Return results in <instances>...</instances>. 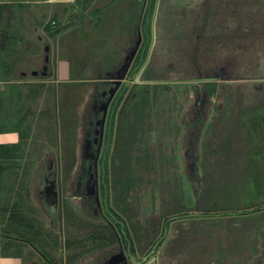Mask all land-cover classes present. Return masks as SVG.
Wrapping results in <instances>:
<instances>
[{
  "label": "rangeland",
  "instance_id": "obj_1",
  "mask_svg": "<svg viewBox=\"0 0 264 264\" xmlns=\"http://www.w3.org/2000/svg\"><path fill=\"white\" fill-rule=\"evenodd\" d=\"M167 1L176 3V9L181 6L184 8H190L191 6L203 8V11H199L201 14H198L200 23H203L204 17L210 15L209 25L204 27V31L199 29V35L196 40L190 36L189 40H183L180 45H173L174 50H172V53L176 51L179 54L177 59L168 51L170 48L165 44L166 40H163V38L159 39V41L157 40L156 47L151 51L148 58L146 76H150L152 80H159L160 78L154 77L163 76L156 72L152 73L153 69L172 67L173 71H168L166 74L168 77L182 76L185 69L192 71L188 73L187 77L186 75H183L182 78L167 77V80H165L168 85H186L189 88L188 93L168 95L170 102L183 104L180 110L182 120H178V123L182 124L179 138L180 140L183 138V144L185 145L183 150L186 153L190 147L189 143H191L190 140L193 134V128L190 126L189 121L198 116V112L194 109L197 93H193L191 88L194 85L197 87L204 85L199 80V78L204 76L217 75L224 78L214 81L215 91L208 94L206 98V118L201 122L194 142V155L198 158L197 172L189 175L184 173V157H178L175 162L173 161L174 164L168 166V158L163 146L161 147L163 151H158L156 157H152V153L148 154L151 156H149L150 158L147 157L148 155L146 157L141 156L140 165H137L134 160L136 156L131 157V162L132 160L134 161V165L131 164L132 167L138 169L135 172L130 171V174H134L136 183L133 186L131 183L129 188H127L128 184L124 183L127 174L123 173V166L116 169L118 175H122L119 186L120 188L122 187L124 194L129 193L128 197L135 211L136 219L138 218L141 222L144 221L150 225L153 223L157 225L158 218L156 215L160 214V206L163 205L164 188H162L161 183L163 171L170 172L171 169H177V172L181 173V186L185 197L184 203H187L189 205L187 207L190 208L194 205V197L197 194L200 197L201 193L202 199L208 194L209 198H204L207 203L208 199L209 201L216 200L215 198L220 196V187H226L227 184H230V186L233 184L232 187L237 192L238 184L240 183L239 172L246 165V162H249L250 155H252L254 149H259L260 157L264 156V148L257 145V140L256 142L255 140L249 141L250 137L241 120L244 113H248L264 104V3L255 12L253 10L248 12L243 18L245 20L242 23L243 28L241 30H239L240 28L236 29V31L232 30L237 23L236 19L234 21L236 15L233 17V21H229L230 17L229 20L227 17L228 21H226L222 10L212 15L206 8V0ZM157 3L158 0H155L150 26L154 21L153 12H155ZM160 3L162 4V1ZM119 4L117 0L114 5V15H112L119 29L116 27L113 31L106 29L105 33L108 31L107 36L102 40H84L80 46L79 53L77 51L78 47L75 45L74 56H72V59H75V61H72V66L75 68H72L68 77L66 76L67 72L61 74L55 72L54 75L47 74L44 77L39 75L37 79H31L30 77L21 79L17 73L16 77L11 81L18 86L17 88L21 93L17 94L18 98L14 96L15 94L11 95L14 102L11 105L6 104L3 111L5 117L2 119L10 130H13L11 123L17 120L20 121L16 126V132L21 148L15 152L17 156L13 160L14 166L7 169L0 177V206H5L6 209V206L11 208L12 204H15L21 208L22 213L35 218L38 225L43 229H47L49 226H55L57 230L60 228L58 220L56 221L55 218V199L50 198L48 203L44 200V165L52 161L53 167L57 169L52 182H55L57 188L61 187L62 198L69 200L70 195L67 193L69 191L67 189L71 188L72 182L77 181L80 169L79 128L82 122L84 102L90 101L89 95H91L92 88L99 80V76L103 75L106 69L112 68L122 45L129 44L132 41V29L137 27L135 23L134 25L131 24L132 17H135V20L139 17L132 3L129 8H125L126 10L119 8ZM160 8L162 12L164 7ZM174 16H179L178 10ZM124 18H127L128 21ZM141 18H143L142 14ZM120 22L121 24L119 25ZM174 22H176V19ZM11 24H15L14 15L10 16L8 20V28L11 27ZM140 26L141 23L138 24V27ZM159 26L161 25L159 24ZM58 27H56V30H59ZM199 27L202 26L199 24ZM228 28L231 29L228 30ZM176 29L177 26H175ZM51 30L52 26L48 23L44 24L35 33L32 30L26 31V33L32 39L33 50L37 51L40 60L45 54L43 48L45 49V45L50 44L51 50L49 53L53 59L45 63V65L55 69L58 64L56 58L63 56L62 52H65V48L62 46L61 39L57 44L58 46L54 45L55 43L49 35ZM230 31L239 33L231 41L228 39V43H224L223 39L217 42L209 39L214 35L219 36L221 34L223 36L224 32L227 34ZM37 35L41 37L40 41L36 40ZM229 42L231 43L230 46ZM164 47L167 50H163L162 48ZM28 48L31 49L30 47ZM27 49L25 48L24 50ZM54 52H57L56 56H54ZM78 55L79 61H77ZM168 60L174 61L170 63ZM193 73H198L199 78L186 79L190 76L192 77ZM137 74L134 76H137ZM166 76H164L165 79ZM174 79H182V83H172L178 82ZM169 101L166 106H163L161 110L162 116L157 125H165ZM141 103H143V99ZM9 112H11V116ZM56 124L59 127L58 130H56ZM172 129L174 133H178V126L175 122L172 124ZM156 132L157 140H161L158 126L156 127ZM156 132L155 130L153 131V136L156 135ZM262 135L264 136V125ZM161 136L167 140L164 133ZM208 137H212L215 140H206ZM243 137L246 139L245 141ZM229 139L232 142L231 148L226 150L228 151L226 158L221 157L224 145ZM45 151L49 153L48 158L45 157ZM177 160H179L181 166L178 165ZM206 172L205 176L208 174L209 177L211 176L209 189L204 188L207 183H204L206 180L202 179ZM144 176L147 177L146 180ZM223 178L226 180L225 182H223ZM54 192L55 190H53V194ZM71 193H73V197H78L83 191L74 185ZM47 196L52 197L51 192H48ZM149 200H156L155 205H157L155 206L156 209L153 210L154 219L151 222L148 220L150 219ZM8 213V211H4L5 218ZM199 213L205 214L203 217H208L206 215L209 213L212 214L211 217H217L215 214L220 213V211H202ZM185 218L179 224L176 230L177 233L173 230L165 244L157 249L154 254H149L147 259H156L155 264H259L264 260V238L257 235L259 241L255 242L252 239L250 242V238L254 235H251V233L245 235L242 224L235 223L233 219L231 222H234V225H239V231H237L236 227H232V229L228 227L223 220L208 219L192 222L190 220L186 221ZM155 225L154 229H156ZM1 226L2 224L0 223ZM150 231L154 232L153 230ZM24 251L28 252L26 249ZM32 258H36V256L32 254L28 260H24L21 257L17 258L16 264H28Z\"/></svg>",
  "mask_w": 264,
  "mask_h": 264
},
{
  "label": "flooded vegetation",
  "instance_id": "obj_2",
  "mask_svg": "<svg viewBox=\"0 0 264 264\" xmlns=\"http://www.w3.org/2000/svg\"><path fill=\"white\" fill-rule=\"evenodd\" d=\"M172 2L167 1L163 6L162 12L159 5H157L155 12H153L154 21L150 26L151 39L149 41L147 57L143 65L137 71L132 69L134 59L143 42L141 27H137L133 30L132 41L121 47L112 68L106 69L104 74L99 76V80L92 88L91 95H89L90 101L84 102L82 122L79 128L81 147L80 169L77 181L72 182L71 188L69 187L67 189L69 190L67 193L70 195L69 200L62 198L61 187L57 188L55 182H52L53 176H55V170L57 169L53 166L44 167V200L47 202L46 196L48 193L46 188H49V192L52 195L53 190H55V218L56 221L58 220L60 227L58 231L62 233V237H64L66 230H68L67 233L70 231L73 234V232L77 231L86 233L93 228L101 234L100 236H102V233L108 236L106 241L100 240L98 245L84 248L81 255L77 258L78 260L72 264H155L156 259H147V256L152 253L154 254L157 249L165 244L169 238L168 236L171 235L173 230L176 232L179 224L184 221L185 217L186 221L190 220L192 222L208 219L223 220L228 227L231 229L232 227H236L237 231H239V225L233 224L234 222H238V224H242L245 235L247 233L254 235L250 238V242L252 239L255 242L259 241L257 235L264 238V197L261 193H257L256 190L251 191L253 181L247 162L239 172L240 183L238 184L237 192L232 187L233 184L231 186L227 184L226 187H220V196H217L218 198H215L216 200L209 201L208 199L207 203L204 198H209L208 194L203 199L201 193L200 197L197 194L194 197L195 203L190 208L187 207L189 206L187 203H184L185 197L181 186V173H178L177 169H171L170 172L163 171L161 182L165 191L162 201L163 205L160 206V214L156 215L158 223L157 225L153 223V226L147 224V222H141L138 218L136 219L134 215L135 211L128 197L129 193L124 194L122 187L120 188L119 186L122 175H118L116 169L123 166V173L127 174L125 178L126 182L124 181V183L126 185L128 184L127 188H129L131 183L132 186L136 183V178L133 173L130 174V171L135 172L138 169L132 167L134 161L132 160L131 162V157L136 156L134 160L137 165H140L141 156L146 157L149 153H152V157H156L157 152L161 150L162 146L166 150L168 166L174 164L173 161L175 162L178 157H184V173L189 175L197 172L198 158L194 155L196 133L201 122L206 118L205 103L207 101V95L213 93L216 87L211 89L209 86L203 87L202 85L201 87H197L194 85L191 88L193 93H197L194 109L198 112V116L194 117L192 121H189L190 126L193 128V134L190 140L191 143H189L190 147L186 153L183 150L185 148L183 138L181 140L179 138L182 124L180 125L178 123V120H182L180 110L183 104L180 102L176 104L170 102L168 95L188 93L189 88L186 85L175 84V86H171L165 82L168 77L166 76L167 72L173 71L172 67L169 66L167 69L158 68V70L153 69L151 71L152 73L156 72L163 75L161 77H154L160 78L159 80H152L150 76V78L146 76L148 58L151 51L156 47L157 40L159 41V33L163 40H166L165 44L170 48L168 51L177 59L179 54L176 51L172 53V50H174L173 45H180L186 39V35L182 34H186V30L190 28L192 38L196 40V37L199 35V29H203L204 31V27L209 25L206 17H204L205 20H203L204 18L202 19L203 23H200L198 21V13L192 8H184L181 6L182 8L176 9V3ZM177 10L178 17L174 16ZM175 19L176 22H174ZM199 24L202 27H199ZM175 26H177L176 30ZM137 41L136 52L126 72L122 78H119V75L123 73L122 66L125 63V58L136 46ZM162 49L167 50L165 47ZM173 61L168 60L170 63H173ZM190 72L192 71L185 70L182 76L186 75L187 77ZM136 73H138L137 76H134ZM164 76H166V79ZM182 76L175 75L172 77L182 78ZM192 78L198 79V73H193L192 77L190 76L186 79ZM174 80L178 82H171L182 83V79ZM142 99L143 103H141ZM168 101L170 104L166 111L167 119L164 122L165 125H157V122L162 116L161 110L164 105L166 106L168 104ZM173 122L178 126V133H174L172 129ZM157 126L161 140L163 139V136H161L162 133L166 135L167 140L165 138L162 141L160 139L157 140ZM154 130L156 132L155 136H153ZM206 140L212 141L215 139L208 137ZM249 141L251 140L249 139ZM225 144L221 157L226 158L228 152L226 150L231 148L232 142L229 139ZM255 152L253 151V153ZM51 162L49 161L48 164ZM177 163L180 165L179 160H177ZM207 172L204 173L202 179H205L206 181L204 183H207L204 188L209 189V179L211 176L209 177V174L205 176ZM145 177L144 179L146 180L147 177ZM107 178L108 180H106ZM222 180L223 182L226 181L224 178ZM74 185L83 191L78 197H73L74 195L71 193ZM155 201L149 200L150 219L146 216L149 222L154 219L153 210L157 206L155 205ZM66 211H71L77 215L79 223L67 221ZM198 211H220V213L215 214L217 217H211V213L206 215L208 217H203L205 214H201ZM232 219L234 222H231ZM154 225L156 229H154ZM53 227L56 228L55 226ZM27 254L29 256L32 254L35 255L32 252H27ZM36 258H32V261H38ZM262 262L259 264H262Z\"/></svg>",
  "mask_w": 264,
  "mask_h": 264
},
{
  "label": "crops",
  "instance_id": "obj_3",
  "mask_svg": "<svg viewBox=\"0 0 264 264\" xmlns=\"http://www.w3.org/2000/svg\"><path fill=\"white\" fill-rule=\"evenodd\" d=\"M117 0H0V4H11V9L15 17V24H11L10 31L13 32V39L8 45L10 49L1 51V67H0V79L6 77L9 73L10 75L18 76L23 79L25 77H30L31 79H37L43 67L45 66V59L52 61L53 57L49 53L50 44L45 45L43 48L44 57L39 59V54L34 49L33 41L26 31L32 30L37 32L44 24L50 23L52 30L50 31V38L53 39L54 45L60 42L65 48V52H62L63 56L56 58L58 64L55 69H51L47 65L46 72L50 75L57 73H66L67 77L71 73L72 68V56H74V46L77 45V51L80 52V46L85 40H102L107 36L106 29L113 31L117 27V22L113 20L112 15H114ZM161 0H158L157 5L161 4ZM207 10L210 14L215 15L218 11L222 10L225 14L226 21H234L236 19V26L232 30H241L242 23H244V17L248 12L257 10L260 8L264 0H206ZM119 8L125 9L129 8L131 5L135 12L139 15L138 19L132 17V23L138 27V24L142 22L141 14L143 15L144 9L147 4V0H118ZM141 3V5H139ZM122 5V7H121ZM156 5V7H157ZM164 5H160L162 7ZM189 8V7H187ZM198 14L203 11V8L190 7ZM126 10V9H125ZM123 11V10H122ZM125 13V12H123ZM134 13V12H133ZM238 16V17H237ZM125 17V16H124ZM210 15L206 17V21H209ZM228 17V20H227ZM39 18V19H38ZM141 18V20H140ZM127 20V18H124ZM128 21V20H127ZM121 22L119 23V25ZM64 25V26H63ZM58 27L59 32L55 33L56 27ZM136 27V28H137ZM12 28V29H11ZM227 28V27H226ZM133 28L132 30H134ZM231 28H228L230 30ZM236 30V31H237ZM92 31V32H91ZM236 31H230L227 34L224 32L223 36H212L211 40L219 41L223 39L224 43H228L232 38L236 37ZM133 35V33H132ZM37 41L41 40V37L37 35ZM64 42V43H63ZM126 45V44H125ZM122 45V46H125ZM231 43L229 42V46ZM30 47L31 49H27ZM27 50H24V49ZM57 52H54V56ZM46 57V58H45ZM55 58V57H54ZM79 55L77 61H79ZM13 63V67L8 69V63ZM38 74L34 75L33 73ZM47 73L45 76H47ZM15 88V92L19 94L21 91ZM21 89V87H19ZM0 91L4 92L5 97L8 96L9 89L8 84L5 81L0 80ZM15 93V95H16ZM17 97V95H16ZM5 117V115L3 116ZM16 131H5L0 132V144H11L18 142V136ZM2 138V139H1ZM48 151H45V157L48 156ZM18 259L14 257H1L0 264H16Z\"/></svg>",
  "mask_w": 264,
  "mask_h": 264
},
{
  "label": "trees",
  "instance_id": "obj_4",
  "mask_svg": "<svg viewBox=\"0 0 264 264\" xmlns=\"http://www.w3.org/2000/svg\"><path fill=\"white\" fill-rule=\"evenodd\" d=\"M155 0H147L146 9L142 15L141 31L143 36V42L137 52L134 59L132 69L137 71L145 62L149 49V41L151 39V27L150 19ZM162 5L166 0H161ZM165 1V2H164ZM141 5V3L139 4ZM13 15L11 4H0V53L2 50L10 49V45L13 39V32L8 29V20ZM59 30H55L58 33ZM190 28L186 30L185 38L189 40L191 35ZM162 36L159 33L158 39ZM191 42V41H190ZM1 56V54H0ZM1 61V57H0ZM8 63V62H7ZM1 67V64H0ZM8 69L13 67V63H8ZM147 69V68H146ZM188 70V69H185ZM16 76L10 75V73L0 80H3L8 84V97H5L4 92L0 91V132L5 131H17L16 126L20 121L11 123L13 130L8 129L6 123H3V116L5 106L14 102L12 94L14 95L16 85L11 81ZM1 78V77H0ZM205 87L215 88V82H205ZM17 95V93H16ZM14 95V96H16ZM18 98V96H17ZM258 107V106H257ZM247 112V111H246ZM10 116H11V112ZM242 124L246 127V131L251 141L257 140V145L264 148V136L262 135V128L264 125V104L261 107L256 108L248 113H244L241 117ZM56 124V130H58ZM261 133V134H260ZM254 137V138H253ZM258 138V139H257ZM21 148V144L18 142L11 144H0V177L7 169L14 166L13 160L17 156L15 152ZM255 153L247 162V166L250 168L251 178L253 181V187L251 191L256 190L257 193H261L264 197V156H259V149H255ZM254 156V158H253ZM48 158V156L46 157ZM108 180V178L106 179ZM253 189V190H252ZM4 211H8V215L4 216ZM67 221L78 222V216L71 211H66ZM0 256L1 257H14L29 259V255L24 250L32 252L36 255L38 261H30L28 264H72L81 255L84 248L88 246H96L100 240L106 241L108 236L105 233L101 234L93 228L86 233L77 231L71 232L66 230L64 237L62 233L53 226H49L47 229H43L35 218L22 213L21 208L12 204L11 208L6 206H0ZM60 230V229H59ZM26 253V254H25ZM264 264V261L262 262Z\"/></svg>",
  "mask_w": 264,
  "mask_h": 264
},
{
  "label": "water",
  "instance_id": "obj_5",
  "mask_svg": "<svg viewBox=\"0 0 264 264\" xmlns=\"http://www.w3.org/2000/svg\"><path fill=\"white\" fill-rule=\"evenodd\" d=\"M138 41H139V39H138ZM138 41H137V43H136V46L132 49V51L130 52V54L129 55H127L126 56V58H125V63H124V65L122 66V74L121 75H119V78H122V76H123V74L126 72V70H127V68H128V66H129V64H130V62H131V60H132V58H133V56H134V54H135V52H136V48H137V45H138ZM48 62V59L46 58L45 59V63H47ZM46 70H47V65H45L44 67H43V71H42V73H41V75L40 76H42V77H44L45 75H46ZM34 75H36V74H38L37 72H34L33 73ZM48 74V73H47ZM49 74H50V72H49ZM224 77H220V76H217V75H211V76H204V77H201V78H199V80L200 81H215V80H219V79H223ZM229 78V77H228ZM239 78V77H238ZM238 78H235V79H238ZM53 163L51 162L50 164H48V162L44 165V167H52L53 165H52ZM49 165V166H48ZM46 191H47V193L50 191L49 190V188H46ZM56 197V193L54 192V194L52 195V197L51 196H47L46 198V201H47V203L49 202V200H50V198H55Z\"/></svg>",
  "mask_w": 264,
  "mask_h": 264
},
{
  "label": "bare ground",
  "instance_id": "obj_6",
  "mask_svg": "<svg viewBox=\"0 0 264 264\" xmlns=\"http://www.w3.org/2000/svg\"><path fill=\"white\" fill-rule=\"evenodd\" d=\"M196 47H197V46H196ZM196 47H195V48H196ZM196 52H197V51H196ZM254 53H255V52H254ZM203 54H204V53H203ZM231 56H232V55H231ZM260 56H261V55H260ZM232 57H233V56H232ZM257 69H258V68H257ZM261 69H262V67H261ZM262 70H263V69H262ZM257 71H258V70H257ZM163 138H164V137H163ZM201 142H202V140H201ZM208 144H209V143H208ZM154 161H155V160H154ZM153 165H154V164H153ZM153 171H154V170H153ZM150 178H151V177H150ZM150 178H149V179H150ZM156 184H157V183H156ZM162 188H163V186H162ZM162 188H161V189H162ZM161 189H160V191L163 192ZM152 190H153V189H152ZM156 190H157V189H156ZM142 193H143V192H142ZM157 193H158V191H157ZM164 193H165V191H164ZM151 195H152V194H151ZM157 195H158V194H157ZM160 195H162V194L160 193ZM153 197H154V196H153ZM163 197H164V196H163ZM160 199H161V198H160ZM158 200H159V198H158Z\"/></svg>",
  "mask_w": 264,
  "mask_h": 264
}]
</instances>
